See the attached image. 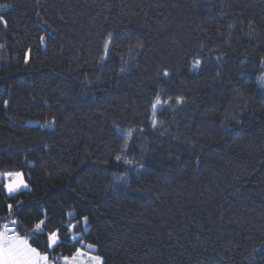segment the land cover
Returning a JSON list of instances; mask_svg holds the SVG:
<instances>
[{"label": "trees", "instance_id": "obj_1", "mask_svg": "<svg viewBox=\"0 0 264 264\" xmlns=\"http://www.w3.org/2000/svg\"><path fill=\"white\" fill-rule=\"evenodd\" d=\"M0 6V226L50 264H264V0Z\"/></svg>", "mask_w": 264, "mask_h": 264}, {"label": "snow or ice", "instance_id": "obj_2", "mask_svg": "<svg viewBox=\"0 0 264 264\" xmlns=\"http://www.w3.org/2000/svg\"><path fill=\"white\" fill-rule=\"evenodd\" d=\"M6 23V22H5ZM43 41V37H41ZM109 42L105 43V49L107 50ZM200 61H196L193 65L194 68H198ZM164 76H168V72H164ZM7 103V102H6ZM167 104V101H161L159 95H157L155 101L152 103V112H153V127L156 126L157 120L155 116L157 114L158 106L161 104ZM176 103H182V98H177ZM129 132V136H131ZM127 143V141L125 142ZM117 160H120V157H117ZM125 164L130 163L128 160H124ZM0 179L3 180L4 189L9 195H12L18 191L21 187L27 188V184L24 182L23 174L20 172H5L0 173ZM9 215H12V205H8ZM85 219H87L85 217ZM10 223H18L16 220H11ZM45 221L41 220L35 224V230L37 233L43 230V225ZM71 230V229H70ZM9 232H12V235H9ZM74 239V237H73ZM59 236L56 232L48 233V247L50 249L54 248L59 243ZM88 248H93L94 245L88 244ZM85 255L80 249H77L76 253L71 257H63L65 264H71V262L76 261L77 257H82ZM93 261H100V257H90ZM0 264H49L48 255H42L37 248L31 247L27 239L22 238L19 234L15 232L14 229L8 228L7 225L2 226L0 230Z\"/></svg>", "mask_w": 264, "mask_h": 264}, {"label": "rangeland", "instance_id": "obj_3", "mask_svg": "<svg viewBox=\"0 0 264 264\" xmlns=\"http://www.w3.org/2000/svg\"><path fill=\"white\" fill-rule=\"evenodd\" d=\"M6 7L7 6H0V10L5 9ZM258 83H259V85H260V87L264 93V68L261 70L260 76L258 77ZM23 189H27V188L21 187L18 191L23 190ZM4 192H5V194L9 195L5 189H4ZM85 222H86V220L83 219V223H85ZM89 249H93V248H89ZM82 252L85 255H83L82 257H77L76 261L71 262V264H101V260L99 262H97V261H93L90 259V257H97L93 253H89V252H85V251H82ZM71 257H69V258H71ZM63 264H65L64 259H63Z\"/></svg>", "mask_w": 264, "mask_h": 264}, {"label": "crops", "instance_id": "obj_4", "mask_svg": "<svg viewBox=\"0 0 264 264\" xmlns=\"http://www.w3.org/2000/svg\"><path fill=\"white\" fill-rule=\"evenodd\" d=\"M6 225L8 226V224H6ZM2 226H4V225H2ZM2 226H0V230H2ZM10 229H14V228H10ZM12 234H13L12 232H9V235H12ZM42 255H44V254H42ZM61 262L63 264V258L61 259Z\"/></svg>", "mask_w": 264, "mask_h": 264}]
</instances>
